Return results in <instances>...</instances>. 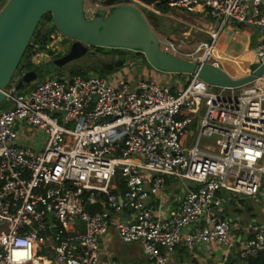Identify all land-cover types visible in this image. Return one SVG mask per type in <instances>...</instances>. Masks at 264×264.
Returning a JSON list of instances; mask_svg holds the SVG:
<instances>
[{"label": "built area", "instance_id": "1", "mask_svg": "<svg viewBox=\"0 0 264 264\" xmlns=\"http://www.w3.org/2000/svg\"><path fill=\"white\" fill-rule=\"evenodd\" d=\"M163 1L187 12L201 6L218 22L208 31L210 41L193 52L183 42L163 45L196 63L219 65L214 51L225 26L251 24L264 34L263 0ZM100 8L95 0L86 13ZM263 40L255 49L258 66ZM135 52L136 61L146 59ZM133 64L128 59L121 70ZM120 71L48 78L26 92L17 88L22 72L4 89L10 107L0 112V264H103L111 229L125 243H142L154 264H169L179 243L219 244L223 257L206 264H231L236 236L225 204L264 194V75L239 88L192 75L173 92L168 84L131 81ZM25 131L27 138L44 132L43 147L23 144ZM166 176L191 184L171 214ZM100 198L101 211L85 210ZM245 231L240 264L264 251V222ZM106 264L121 263L108 258Z\"/></svg>", "mask_w": 264, "mask_h": 264}, {"label": "water", "instance_id": "2", "mask_svg": "<svg viewBox=\"0 0 264 264\" xmlns=\"http://www.w3.org/2000/svg\"><path fill=\"white\" fill-rule=\"evenodd\" d=\"M85 1L8 0L4 4L0 10V103L5 100L4 89L15 73L24 72L29 43L47 13L52 14L58 30L73 40L69 52L51 62L58 67L83 57L90 48L106 47L126 50L127 60H138L135 51L141 50L150 67L166 73L195 75L218 87L239 88L264 75V63L245 76L234 77L219 65L196 63L163 49L154 28L134 4L123 3L111 11L100 8L90 18L86 14ZM171 11L183 13L178 8ZM36 78L34 70L24 73L17 88L21 90ZM102 207L101 198L85 204L89 212L101 211ZM123 216L128 213L124 212Z\"/></svg>", "mask_w": 264, "mask_h": 264}, {"label": "crops", "instance_id": "3", "mask_svg": "<svg viewBox=\"0 0 264 264\" xmlns=\"http://www.w3.org/2000/svg\"><path fill=\"white\" fill-rule=\"evenodd\" d=\"M180 10L183 11L182 14L187 13L196 17L207 19L209 21L208 31L218 27V22L211 20L208 11L204 10L201 6L197 7L196 12H187L183 9ZM169 12L177 16L182 15H179L177 12L173 13L171 10ZM254 26L255 25H246L241 23H234L230 26H225L222 29L219 38L216 42L214 54L219 61V66H221L230 75L234 77H242L252 71V65L256 60L255 49L264 39V34L260 30L261 33H259V36L257 37L258 39L253 45L252 38H254V34L256 32V30L252 28ZM231 60L243 62V67L234 68L233 65L229 63V61ZM138 65L142 67L143 78L155 79L159 82L168 84L171 87L177 86L179 82L185 79V76H180L174 73L162 72L153 67H150L145 60H134V64L131 67L133 69ZM131 70L129 73H127V69L121 70L120 73L122 72V74L131 81H136L137 79L141 78H136L135 76H132ZM26 141L27 142L24 141L25 144L31 145L38 149L42 148L44 145L43 139L40 137V134L38 136L35 135L31 138H28ZM165 178L167 186L165 198L167 201V208H169L168 214H171L184 199L186 190L191 184L189 182L184 181H182V183L178 182L174 177L171 176H166ZM154 200L155 197H152L150 199V204H153L155 202ZM228 210L229 212L233 210V213L227 212ZM242 213L243 211L239 206L232 207L230 203L225 204L224 216L230 220V223L232 222V224L235 225L234 228L231 229L236 236V243L233 247V250L231 251L233 258L239 256L238 254L243 246V241L247 232L245 231L246 227L252 222H258L256 219L249 221V224L245 226L243 230L239 224H236L241 222ZM194 226L195 225H192L191 227H187L184 230L187 231L193 228ZM115 238L120 239L118 234L113 229L110 230V232L104 238L103 254H107L109 256L108 258H113L119 261L121 264H154V262L150 260L142 243H140L142 246L141 248L145 253L144 259H147V262L143 261L141 255L139 254V250L135 249V247H131L129 249H126L125 251H120L119 249L115 251L112 250L110 245L115 241ZM223 249V246L215 243L210 247L204 245H197L193 248H190L183 243H179L174 249L169 264H206L221 259L223 257ZM108 258L103 257V264H106Z\"/></svg>", "mask_w": 264, "mask_h": 264}, {"label": "rangeland", "instance_id": "4", "mask_svg": "<svg viewBox=\"0 0 264 264\" xmlns=\"http://www.w3.org/2000/svg\"><path fill=\"white\" fill-rule=\"evenodd\" d=\"M5 1L8 0H0V10L4 6ZM95 2V0H86L85 1V9H90V6ZM131 4H134L140 8L143 14L146 16L148 11H152L154 16L150 19L151 26L154 28L155 32L157 33L161 45L165 46L169 41H173L174 43H182L184 46V50L186 52H193L197 46L200 45L201 42H208L210 40V36L208 34V25L209 21L205 18L196 17L191 14H182L181 16H177L172 14L171 12L168 13H161L156 12L153 6L149 5V7H145L142 5L137 4L136 2L130 0ZM100 5L103 8L111 11L115 6H106L103 4V0H100ZM261 10L264 13V6H261ZM88 17H93V14L90 12L86 13ZM210 19L216 21L215 18L210 16ZM251 25V24H248ZM256 27V28H255ZM256 30L254 34V38H252V43L254 45L255 41H257V37L259 36L260 28L257 26L252 27ZM46 27H43L42 30L45 31ZM57 33H60L58 29L55 31V37L50 41L49 48H60V53L69 52L71 47L72 39L67 38L66 36L63 37L64 39L59 41L56 37ZM92 49V48H91ZM108 51V50H107ZM201 53V52H200ZM127 54V51H126ZM118 56V55H117ZM113 52H98L95 48L89 51L83 57L73 60L67 63L64 66L58 67L56 64L51 63L53 59H55L54 55L49 54L47 52H41L37 55H34V61L36 62V66L38 70V77L35 79L34 84L42 82L48 78H69L75 74L76 71L86 73V76L90 74L99 75L101 76L100 69H109L111 65L115 64V58L117 57ZM146 60V59H145ZM258 65V61H254L252 67ZM132 67L127 68V73L130 72ZM143 70L141 66H136L131 70V75L135 76L136 78H143L142 74ZM122 74V72L120 73ZM123 75V74H122ZM104 77V76H102ZM106 77H109L106 76ZM189 78L185 77L183 81L179 82L176 88L180 89L184 87L185 82ZM31 86L27 83L22 89L21 92H26ZM213 91H219L218 87H212ZM173 91V90H172ZM175 92V91H173ZM10 107V102L4 100L0 103V112L4 109ZM29 131H25L22 136V143L27 142V134ZM46 136L44 132H40V137L43 138ZM25 144V143H24ZM119 178V177H118ZM178 182L181 180L177 179ZM234 201L230 203L232 207H240L243 211L241 214V222L236 223L241 226L244 230L245 226L249 224V221L256 219L258 222H264V194H260L259 200H254L250 197H233ZM233 211V210H232ZM227 212L233 213V212ZM233 215V214H231ZM235 225L230 223V228H234ZM112 230V229H111ZM112 250H120L125 251L131 247H135V249L139 250V254L141 255L144 262H147V259H144L145 253L142 250V246L140 242H132V243H124L122 240L115 238V241L110 245Z\"/></svg>", "mask_w": 264, "mask_h": 264}, {"label": "trees", "instance_id": "5", "mask_svg": "<svg viewBox=\"0 0 264 264\" xmlns=\"http://www.w3.org/2000/svg\"><path fill=\"white\" fill-rule=\"evenodd\" d=\"M141 1L147 4H154V9L162 13H167L172 9L163 0L161 2H156V0H141ZM129 2L130 0H103L104 5L106 6L114 5L115 7L117 5H120L123 3H129ZM148 14L149 16L146 15L145 17L148 20V22L151 24L150 19L152 18V16H154V13H152V11H148ZM43 27H46L45 31L42 30ZM56 29L58 28L56 27L54 23L52 14L51 13L45 14L40 20L33 34V37L29 43L28 56H27V60L25 64V70H39L37 69L36 62L34 61L33 58H34V55H37L41 52H47L49 54H52L54 55L55 58H59L65 54V53H57L56 51H53L51 48H49V43L53 39L52 34L56 31ZM93 48H95L98 52H104V51L113 52L116 56L117 55L119 56V58H115V64L111 65L109 69H100L101 76L106 77L108 75H111L112 73L120 71L125 66L127 59H126V51L124 49H115V48H106V47H93ZM257 66L258 65L252 67V70H254ZM21 73L22 72L17 71L14 75V78ZM75 74L86 76V73L80 72V71H76ZM177 75L185 76L189 78L185 82L184 87H186L189 84L192 78V75L190 74H180L179 73ZM177 89L178 88H176L175 86L172 87L173 91H176ZM119 178H120V182H119L120 187L123 189L125 188L124 179L121 175H119ZM233 201L234 199L232 198L227 203H231ZM240 262L241 260L239 257H234V258L231 257V264H240ZM248 264H264V251L259 252L256 256L249 257Z\"/></svg>", "mask_w": 264, "mask_h": 264}, {"label": "bare ground", "instance_id": "6", "mask_svg": "<svg viewBox=\"0 0 264 264\" xmlns=\"http://www.w3.org/2000/svg\"><path fill=\"white\" fill-rule=\"evenodd\" d=\"M229 63L232 64L234 68L243 67V62H241V61L231 60V61H229ZM225 64H226V62H225Z\"/></svg>", "mask_w": 264, "mask_h": 264}, {"label": "flooded vegetation", "instance_id": "7", "mask_svg": "<svg viewBox=\"0 0 264 264\" xmlns=\"http://www.w3.org/2000/svg\"><path fill=\"white\" fill-rule=\"evenodd\" d=\"M72 43H73V40L71 41V45H72ZM93 49V48H92ZM91 48H90V50L89 51H91L92 50ZM126 51V50H125ZM66 53H68V52H66ZM65 53V54H66ZM56 59V58H55ZM55 59H53L52 61H54ZM28 71H32V70H24V73H26V72H28ZM34 71H36L37 72V77H38V70H34ZM34 81L35 80H33V81H31L30 83H28L30 86H33L34 85Z\"/></svg>", "mask_w": 264, "mask_h": 264}]
</instances>
